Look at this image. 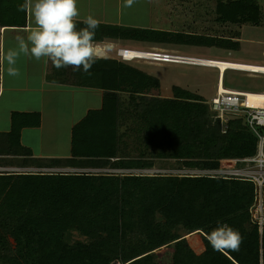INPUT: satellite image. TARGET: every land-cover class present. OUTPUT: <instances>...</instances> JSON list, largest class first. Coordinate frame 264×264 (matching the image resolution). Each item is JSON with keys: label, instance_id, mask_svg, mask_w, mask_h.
<instances>
[{"label": "trees", "instance_id": "1", "mask_svg": "<svg viewBox=\"0 0 264 264\" xmlns=\"http://www.w3.org/2000/svg\"><path fill=\"white\" fill-rule=\"evenodd\" d=\"M24 0H0V24L19 26ZM217 22L257 25L260 9L254 0H218ZM95 41L120 38L138 42L215 46L237 49L231 38L158 29L99 26ZM52 69L48 81L61 75ZM81 86L103 89L99 109H91L71 127L70 157L34 159L20 143L23 127L39 125L38 112L11 111L8 132H0V165L65 167L70 159L99 172L0 173V264H161L156 250L172 247L165 264H264L261 231L249 211L252 180L189 172H134L154 160H174L179 169L215 170L230 159L251 158L258 137L244 117H234L221 132L204 99L172 87V97L151 95L159 80L116 59H100L90 73L79 71ZM121 93L127 94L126 101ZM135 119L134 145L122 138L125 121ZM144 130V133H140ZM264 133V128L257 127ZM119 170H122L118 172ZM127 171V172H126ZM219 225L239 230L238 251H214L207 236ZM13 233V248L3 232ZM75 229L86 241L68 243ZM201 236L196 253L187 241Z\"/></svg>", "mask_w": 264, "mask_h": 264}, {"label": "rangeland", "instance_id": "2", "mask_svg": "<svg viewBox=\"0 0 264 264\" xmlns=\"http://www.w3.org/2000/svg\"><path fill=\"white\" fill-rule=\"evenodd\" d=\"M227 1V0H222ZM260 9V18L257 25L250 23L245 24H233V23H220L216 21L218 17L216 12V6L218 0H171L169 4H166V12L162 13L172 24L170 30L183 31L186 33L194 34H205L208 36H219L223 38H231L233 41H237L238 48L226 49L218 48L215 46H190V45H175V44H160V43H149V42H138V41H128L123 42L116 47L127 48L130 50L137 51H165L172 54L182 55V56H193L201 57L204 59L218 60V61H229V62H239V63H249L254 65H264V0H254ZM16 34L13 32H6L5 43L2 45L5 52L9 49L18 50V44L16 42ZM115 49L111 52L115 53ZM24 55L21 53L17 59L15 67L19 69V76H9L7 74V68L9 65L7 61L4 62V68L2 69L1 64V82L5 87L3 96L0 100V117L5 116V106H3L6 99H9L13 95H24L29 92H18L21 88L28 86L34 87L36 84L37 75L40 73V64L35 58H31L30 61L33 66L28 69L26 61L24 60ZM27 57V56H26ZM25 62V65H24ZM130 65L144 71L145 73L156 77L159 79V96L160 97H172V87L178 86L182 89L188 90L190 92L196 93L204 99L207 103L208 100L214 96L216 80H217V69L212 67H203L187 64L178 63H162L150 60H133L129 62ZM13 85L20 88L17 92L9 91L7 87ZM222 85L224 87L244 90L248 92L261 93L264 90V74L262 73H249L242 72L238 70L225 69L222 76ZM157 93V94H158ZM154 94V93H153ZM15 111V110H14ZM210 111V110H209ZM7 116V115H6ZM227 118L234 117V115H228ZM226 118V119H227ZM225 119V117L223 118ZM1 121V120H0ZM3 121L0 122L2 124ZM135 119L130 118L123 123L121 127L125 129L124 125L127 127L126 134L123 136V140L128 143V145H134L133 139H136V133L133 132L135 127ZM64 124H60L61 129ZM144 133V130L140 132ZM56 140L53 141L52 137L45 136L43 133L41 144L43 140L45 144L49 147L52 142L63 143L67 142L68 132L63 129L61 132L56 133ZM45 137V138H44ZM60 148V147H59ZM37 150V148H35ZM231 160V166L227 169H232L235 166V159ZM154 164L150 168L143 170H136L134 172H140L144 174H153L155 172H170L179 173L187 171L188 169H179L174 160L168 162H160L154 160ZM0 165V173H14L16 171H30V172H99L103 171L101 168L92 167H77L69 169V171H61L50 168L41 167H26V168H13L9 167V164ZM238 165L247 166L249 169L254 171H259L262 169L264 171V166H261L252 161H239ZM89 169V170H87ZM261 170V171H262ZM195 171V170H189ZM111 172H116L112 170ZM120 172V171H118ZM127 172V171H126ZM3 232L5 233L10 247L13 248V233L9 227H4ZM86 237L80 234L77 230H69L65 234V240L68 243H73L74 241H86ZM187 241L190 246L194 249L196 253L203 250V243L201 236L198 233L191 234L187 237ZM172 252V247H162L155 251L157 255V260L161 264L168 263L170 260V253ZM117 264L118 262H112ZM119 264V263H118Z\"/></svg>", "mask_w": 264, "mask_h": 264}, {"label": "crops", "instance_id": "3", "mask_svg": "<svg viewBox=\"0 0 264 264\" xmlns=\"http://www.w3.org/2000/svg\"><path fill=\"white\" fill-rule=\"evenodd\" d=\"M170 1L135 0L131 7H127L125 6V0H78L80 19L77 23V28L86 27L83 20L91 15L100 21L99 26L136 27L183 32L170 30L172 24L162 16V13L166 12V4H169ZM31 26H34V22L27 13H25V23L22 25L7 26L0 24V46L5 43L4 38L6 32H13L16 35L24 36L26 39L28 34L26 29ZM128 41L130 40L120 38H103L101 41H95L98 58L118 60L116 50L121 47H116V45ZM114 48H116L115 53L111 52ZM30 59L28 56L24 57L28 69L33 66ZM126 63L130 64L129 62ZM39 64L41 74L37 75V81L34 87L28 86L21 88V91H18L20 88L17 87L16 89L12 84L7 87L9 91L15 92L17 90L18 92L29 93L17 96L13 95L9 99H6L3 104L5 106V116L0 117V120L3 121L0 124V132L9 131L11 111L38 112L40 115L39 125L36 127L21 128L19 136L20 143L31 149L34 159H66L70 157L72 125L79 121L87 111L101 107L104 90L97 87L78 85L80 81L79 71H75L72 67H65L58 70L53 67L50 61L44 58L39 60ZM3 68L4 63L2 64ZM52 69L61 73L59 74L61 75L60 78L55 80L56 82L48 81L45 77ZM4 90L5 87L3 82H1L0 72V100ZM158 91L159 89H152L151 95L159 96ZM120 95L126 101L127 94L121 93ZM60 124H64L62 129ZM63 129L68 132L67 142L63 143V145L52 142V145L49 147L45 144L44 140L42 144L40 143L43 138V133L45 136L52 137L53 141H55L57 137L56 133L61 132ZM71 160H69L65 167L54 166L50 167V169L69 171V169L81 167ZM102 170L112 171V169Z\"/></svg>", "mask_w": 264, "mask_h": 264}, {"label": "clouds", "instance_id": "4", "mask_svg": "<svg viewBox=\"0 0 264 264\" xmlns=\"http://www.w3.org/2000/svg\"><path fill=\"white\" fill-rule=\"evenodd\" d=\"M135 0H125V6L131 7ZM18 11L27 13L34 26L26 29L27 37L17 35L18 50L4 51L0 46V64L7 61L9 76H19L15 67L22 53L37 61L42 58L50 61L56 69L72 67L75 71L90 73L96 63L97 47L95 33L100 21L89 15L83 23L84 28H77L80 19L78 0H24ZM214 251H238L243 243L239 230L228 225H219L207 236Z\"/></svg>", "mask_w": 264, "mask_h": 264}, {"label": "built area", "instance_id": "5", "mask_svg": "<svg viewBox=\"0 0 264 264\" xmlns=\"http://www.w3.org/2000/svg\"><path fill=\"white\" fill-rule=\"evenodd\" d=\"M136 53H141L143 57H136ZM116 56L119 61L130 62L133 60H150L162 63H178L187 64L203 67H212L217 69V80L215 86L214 96H212L206 103L211 111L213 118L219 120V126L221 132H225L227 128V122L229 119L234 117H244L253 132L257 135V148L256 154L251 158L253 163H257L264 166V133L258 132L257 127L264 128V107L248 105L246 100V95L244 90H236L228 87L224 89L220 88L221 82V71L218 66L214 65H202L204 58L193 57V56H182L177 54L168 53L165 51H137L130 50L127 48H118L116 50ZM211 61V60H210ZM242 72L258 73L255 71H245L242 69H233ZM222 84V83H221ZM223 86V85H222ZM264 91V90H263ZM234 115V117L227 118L228 115ZM225 117V119H223ZM227 118V119H226ZM242 159H235V166L232 169L222 168L219 165L220 159L217 160V168L215 170H195V171H184L191 174H217L226 177H236L241 179L252 180L255 185L254 190V200L249 208L251 213V219L256 221L259 230L261 231L262 225L264 224V171L260 169L259 171H254L249 169L247 166H240L238 162ZM262 170V171H261ZM118 264V263H117Z\"/></svg>", "mask_w": 264, "mask_h": 264}, {"label": "bare ground", "instance_id": "6", "mask_svg": "<svg viewBox=\"0 0 264 264\" xmlns=\"http://www.w3.org/2000/svg\"><path fill=\"white\" fill-rule=\"evenodd\" d=\"M136 57H143L144 55L141 53H136ZM211 59H204L202 65H214L218 66L220 71H221V82H220V88L224 89V86H222V76H223V71L225 68H233V69H242L245 71H255L264 74V65H254V64H249V63H239V62H229V61H218V60H211ZM243 95H246V100L245 102L248 105H253V106H262L264 107V91L261 93H256V92H248L245 91ZM241 161H251V159H242Z\"/></svg>", "mask_w": 264, "mask_h": 264}]
</instances>
